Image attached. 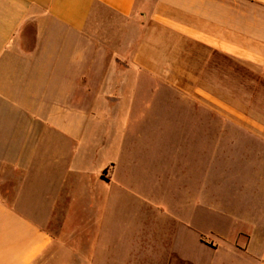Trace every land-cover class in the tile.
<instances>
[{
	"label": "crops",
	"instance_id": "obj_1",
	"mask_svg": "<svg viewBox=\"0 0 264 264\" xmlns=\"http://www.w3.org/2000/svg\"><path fill=\"white\" fill-rule=\"evenodd\" d=\"M139 13L140 37L126 45L125 63L108 59L105 46ZM242 67L261 73L264 106V0H0V264L82 258L75 235H62L77 201L81 113L89 128L124 132L153 122L156 109L140 99L162 93L204 143L207 130L221 129L207 125L206 113L222 115L226 102L230 125L258 137L212 139L261 145L264 156V116L253 112L254 90L245 91L244 103L238 85L257 82ZM114 167L98 173L103 185L115 183ZM259 191L260 218L249 221L250 232L237 230L227 240L210 231L226 249L197 232L198 246L231 256L227 264H264V180ZM176 241L170 235L159 246L146 238L140 248L148 259L162 251L164 264H200Z\"/></svg>",
	"mask_w": 264,
	"mask_h": 264
},
{
	"label": "rangeland",
	"instance_id": "obj_2",
	"mask_svg": "<svg viewBox=\"0 0 264 264\" xmlns=\"http://www.w3.org/2000/svg\"><path fill=\"white\" fill-rule=\"evenodd\" d=\"M139 15L126 22L125 33L117 36L113 46H105L108 59L125 63L130 53L126 45L140 37L143 17ZM241 70L257 83L238 81L244 91L240 99L245 103V91L254 90L250 99L253 112L264 116L261 73L244 67ZM222 86L229 87L228 81ZM142 89L146 87L142 85ZM223 91L228 97L230 91ZM140 100L150 101L156 109L153 122L143 119L135 129L124 132L105 129L101 124L89 128L90 122L85 123L89 115L79 114V174L72 190L77 201L62 235H75L72 244L82 258H56L52 264L69 260L75 264H164L162 251L148 259L140 244L152 238L157 245H166L170 235L177 238L175 246L186 258L200 264H227L231 256L222 252L214 255L199 247L196 233L226 249L228 243L218 241L210 231L230 240L237 230L250 232L253 227L249 221L260 218L263 147L212 139L214 133L223 139L258 137L230 125L226 102L222 115L206 113L207 125H221V129L207 130L203 143L202 136L184 127L187 119L180 105L167 95H143ZM104 135L108 136L105 141ZM183 137L190 141H179ZM109 163L115 166V183L128 182L135 193L99 181L98 173Z\"/></svg>",
	"mask_w": 264,
	"mask_h": 264
}]
</instances>
